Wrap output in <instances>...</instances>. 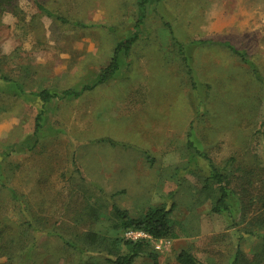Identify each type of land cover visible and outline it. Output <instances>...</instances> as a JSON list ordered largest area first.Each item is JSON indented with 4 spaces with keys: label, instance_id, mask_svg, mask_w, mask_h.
<instances>
[{
    "label": "rangeland",
    "instance_id": "1",
    "mask_svg": "<svg viewBox=\"0 0 264 264\" xmlns=\"http://www.w3.org/2000/svg\"><path fill=\"white\" fill-rule=\"evenodd\" d=\"M148 10L115 76L97 84L118 42L139 31L137 0H0V76L12 79H0V264H114L126 248L113 205L132 217L175 206L181 236L149 247L158 262L143 254L134 264H181L182 250L236 264L241 235L238 264L264 251V0ZM85 85L77 98L38 96ZM197 150L226 174L233 215L213 211L218 184Z\"/></svg>",
    "mask_w": 264,
    "mask_h": 264
},
{
    "label": "trees",
    "instance_id": "2",
    "mask_svg": "<svg viewBox=\"0 0 264 264\" xmlns=\"http://www.w3.org/2000/svg\"><path fill=\"white\" fill-rule=\"evenodd\" d=\"M154 1L159 0H137V23L136 27L139 31H137L136 34L133 36L128 37L125 40L119 41L118 44L115 47L113 57L105 68L102 69L101 74L99 75L97 84H105L108 81H110L117 71L119 70L120 63H119V56L121 53H124L126 56L129 54L132 46L134 43L139 39V33L141 26L145 24L147 15H148V9L149 4ZM38 8L43 12L46 13L49 16H55L56 18L60 19L61 21H68V19L61 17L60 15L54 14L52 11L47 9L43 4L38 3ZM227 47L235 53L237 56H239L244 62L250 63L253 67V71L255 73H258V69L254 66L252 61L249 60L248 55L245 50H240L236 48L234 45L230 43H226ZM182 47V45H181ZM182 49V48H181ZM183 51V50H182ZM184 53V52H183ZM183 60L185 63H188V59L183 56ZM188 72L189 74H193L192 67L188 66ZM259 80L264 83V77L260 76L258 74ZM0 79H4L5 81H11L12 79L7 76H0ZM16 84L18 88H20L21 91L24 92V85L20 81H16ZM93 88V85H85L82 89H76V88H66L62 90H50V89H43L38 93L39 99L44 103H48L57 99H67V98H77L80 97L85 91L90 90ZM43 114L44 112H40L35 120V132L39 131L40 128L43 125ZM192 144V142H189V145ZM198 156L204 157L205 159H208L210 162V159L208 158V155L196 151L193 152V157L196 158ZM205 179L207 181H215L218 184V198H217V204L215 205L213 211H216L218 213H227L228 215H233V209L235 207L234 205V195L235 191L230 186V182L226 177V174H224L223 169L218 167L216 164L210 162V170L206 174ZM173 205L171 207L162 205V206H151L144 210V212L139 217H132L128 210L122 209L118 207L117 205H113L114 213L120 220V226L124 230L127 229H136V230H142L150 235H152L154 238L162 239H177L181 236V229L176 226V224L171 219V214L174 210ZM259 239L264 241V233L257 235ZM118 239V240H117ZM244 236H240L239 244L237 253L235 256V263L238 264L242 261L244 258V253L242 251V242H243ZM116 242H118V245L122 243L124 247L126 248L124 251H122L118 247V251L113 254L115 258L111 259V262L114 264H134L137 257L148 254L150 257L154 259L155 262H158V254L154 252V250L149 251V247L153 246L150 240L147 239H138L136 241L132 240H126L125 238H114ZM71 245H73L71 243ZM155 249V247H153ZM158 251V250H157ZM255 260H257L254 264H264V251L261 254H256L254 256ZM178 261L181 264H204L199 258H197L195 255L190 253L187 250H182L178 254Z\"/></svg>",
    "mask_w": 264,
    "mask_h": 264
},
{
    "label": "built area",
    "instance_id": "3",
    "mask_svg": "<svg viewBox=\"0 0 264 264\" xmlns=\"http://www.w3.org/2000/svg\"><path fill=\"white\" fill-rule=\"evenodd\" d=\"M124 238L126 240H132V241H136L138 239L150 240L153 246L155 247V249L158 251H162L164 247L171 244V239H167V238L157 239L145 231L136 230V229L125 230Z\"/></svg>",
    "mask_w": 264,
    "mask_h": 264
}]
</instances>
